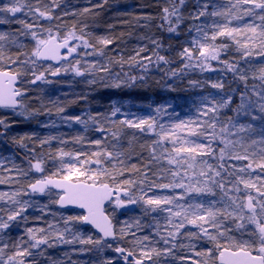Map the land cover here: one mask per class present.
<instances>
[{"label": "snow or ice", "instance_id": "obj_1", "mask_svg": "<svg viewBox=\"0 0 264 264\" xmlns=\"http://www.w3.org/2000/svg\"><path fill=\"white\" fill-rule=\"evenodd\" d=\"M0 144V264H264V0H0Z\"/></svg>", "mask_w": 264, "mask_h": 264}, {"label": "trees", "instance_id": "obj_2", "mask_svg": "<svg viewBox=\"0 0 264 264\" xmlns=\"http://www.w3.org/2000/svg\"><path fill=\"white\" fill-rule=\"evenodd\" d=\"M121 3L124 4H130V5H136L139 7H142L145 4L151 3V0H120ZM71 3L74 4H80L83 3V0H71ZM145 11H152V9H144ZM101 30H103V24L101 25ZM153 31H155V28H153ZM129 39V45L128 47L131 48L135 46L136 43V34H134ZM174 43V41H173ZM159 80V76H155L154 78L149 80V83L143 86H137L133 87L131 89H124L123 91L118 90H102L104 94V100H96L92 102V107H97L101 103L107 104L108 98L115 100H120L122 102H128L131 103L134 107V111H146V109L143 108H136V105H147L149 103L153 102H161L164 100H172L173 98L180 96L186 98V96L189 95V93L178 91L170 93L166 90V85L164 81H161L159 84H157L155 81ZM183 87V85L181 86ZM51 90L53 91H68V87L66 83H62L59 85H52L50 86ZM79 90V87L76 89ZM59 94V92H57ZM73 111L79 112L80 107L77 106L73 109ZM18 128L23 131H30L33 128H35V124H28V123H20L18 125ZM43 131V130H42ZM62 131H67V129H62ZM12 151L10 146L0 144V152H3L4 154H9Z\"/></svg>", "mask_w": 264, "mask_h": 264}, {"label": "rangeland", "instance_id": "obj_3", "mask_svg": "<svg viewBox=\"0 0 264 264\" xmlns=\"http://www.w3.org/2000/svg\"><path fill=\"white\" fill-rule=\"evenodd\" d=\"M188 96H186V98H187ZM43 119V118H42Z\"/></svg>", "mask_w": 264, "mask_h": 264}]
</instances>
